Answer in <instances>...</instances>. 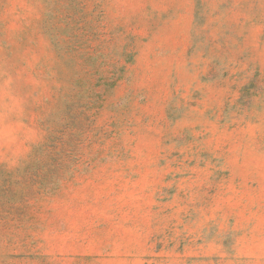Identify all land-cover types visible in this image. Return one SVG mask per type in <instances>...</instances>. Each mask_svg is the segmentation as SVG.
I'll return each instance as SVG.
<instances>
[{"label": "rangeland", "instance_id": "obj_1", "mask_svg": "<svg viewBox=\"0 0 264 264\" xmlns=\"http://www.w3.org/2000/svg\"><path fill=\"white\" fill-rule=\"evenodd\" d=\"M0 264H264V0H0Z\"/></svg>", "mask_w": 264, "mask_h": 264}]
</instances>
